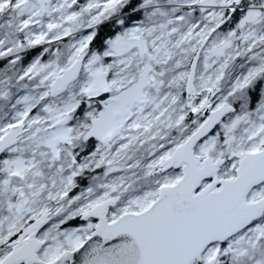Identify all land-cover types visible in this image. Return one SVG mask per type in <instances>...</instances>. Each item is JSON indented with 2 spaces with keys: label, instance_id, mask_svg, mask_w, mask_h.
Masks as SVG:
<instances>
[{
  "label": "snow or ice",
  "instance_id": "1",
  "mask_svg": "<svg viewBox=\"0 0 264 264\" xmlns=\"http://www.w3.org/2000/svg\"><path fill=\"white\" fill-rule=\"evenodd\" d=\"M0 264H264V0H0Z\"/></svg>",
  "mask_w": 264,
  "mask_h": 264
}]
</instances>
